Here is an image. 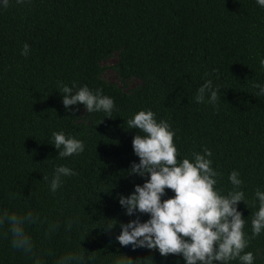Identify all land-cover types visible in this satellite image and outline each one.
Instances as JSON below:
<instances>
[{"label":"trees","instance_id":"1","mask_svg":"<svg viewBox=\"0 0 264 264\" xmlns=\"http://www.w3.org/2000/svg\"><path fill=\"white\" fill-rule=\"evenodd\" d=\"M24 43L28 56L20 54ZM113 55L119 81L136 78L137 86L125 90L102 78L101 62ZM259 56L264 8L255 0H10L0 10V208H32L59 220L49 237L43 226H29L37 246L53 255L81 246L92 257L87 264H114L118 256L138 264H184L179 255L133 250L115 240L120 224L136 218L125 215L118 196L147 179L126 175L139 160L131 143L138 130L126 121L151 109L175 130L181 156L210 148L224 191L231 188L228 173L238 170L249 201L248 209L240 202L238 210L246 219L255 210L254 189L264 186V98L254 95V85L264 83ZM207 79L219 89L215 105L194 100ZM62 84L101 89L114 101L110 117L80 104L65 110ZM60 130L83 140L84 152L56 157L51 133ZM58 164L77 175L53 196L42 179ZM165 192L162 199L173 195ZM65 217L78 223L67 229ZM108 220L116 221L111 230L103 227ZM245 232L250 235V218ZM246 251L264 264V234ZM47 259L52 264L53 256ZM0 264L30 260L0 236Z\"/></svg>","mask_w":264,"mask_h":264},{"label":"clouds","instance_id":"2","mask_svg":"<svg viewBox=\"0 0 264 264\" xmlns=\"http://www.w3.org/2000/svg\"><path fill=\"white\" fill-rule=\"evenodd\" d=\"M20 2L22 0H17ZM255 3L264 8V0H255ZM9 4L10 0H0V10L7 9ZM29 49L30 45L24 43L20 54L28 56ZM259 67L264 71V56H259ZM254 88L257 89L254 95L264 98V83H257ZM218 90V86L207 79L197 88L194 100L198 104L215 105ZM61 92L65 110L80 104L87 113L103 112L105 117H110L114 109L113 99L99 88L62 84ZM126 124L128 129L138 130L131 143L134 155L139 158L138 163L130 164L126 175L147 179L142 185L135 184L127 196H118L125 215L136 218L120 224L115 240L121 246L130 245L133 250L145 248L158 251L161 256L179 255L184 264H255L254 253L246 249L252 239L264 234V186L254 189L251 205L255 210L245 219L238 205L243 202L246 206L249 201L238 170L228 173L231 188L224 191L218 187L222 174L213 167L210 148L202 147L189 156H181L174 143L175 130L165 119H157L151 109L133 113ZM51 145L57 150L58 158L79 156L85 150L83 140L66 135L63 130L51 133ZM75 175L74 168L58 164L50 175H43L42 181L54 196L66 178ZM166 189L173 195L162 199ZM137 213L147 214L148 218L141 221ZM249 218L250 235L245 232ZM73 223H78V218L65 217L67 229H71ZM115 223L108 220L103 227L111 230ZM29 226H43L44 236L49 237L60 227V221H49L32 208L23 211L0 208V236L7 239L12 250L27 257L30 264H48V256H53L52 264H87L92 259L86 257L81 246L53 255L49 249L37 246ZM140 261L118 256L114 264H138Z\"/></svg>","mask_w":264,"mask_h":264},{"label":"rangeland","instance_id":"3","mask_svg":"<svg viewBox=\"0 0 264 264\" xmlns=\"http://www.w3.org/2000/svg\"><path fill=\"white\" fill-rule=\"evenodd\" d=\"M117 61L116 55L111 56L108 60L101 62L102 65L105 66L101 76L108 82H115L122 86L125 90H130L137 86L140 81L136 78H131L126 80L125 82H120L117 77L116 71L112 68L113 64Z\"/></svg>","mask_w":264,"mask_h":264}]
</instances>
